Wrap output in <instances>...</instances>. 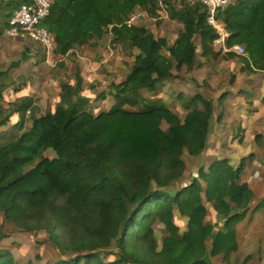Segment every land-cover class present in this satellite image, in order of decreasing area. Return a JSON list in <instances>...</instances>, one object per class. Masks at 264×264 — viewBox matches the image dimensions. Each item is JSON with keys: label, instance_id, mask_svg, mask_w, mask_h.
<instances>
[{"label": "trees", "instance_id": "obj_1", "mask_svg": "<svg viewBox=\"0 0 264 264\" xmlns=\"http://www.w3.org/2000/svg\"><path fill=\"white\" fill-rule=\"evenodd\" d=\"M29 1L0 0V34L14 9ZM165 1L168 17L182 23L171 45L144 25L123 24L136 10L155 14L157 0H52L42 22L55 35L56 54L94 45L112 25L110 42L130 50L132 58L128 73L93 99L82 94L76 64L73 82L61 84L54 110L31 116L26 129L21 120L14 135L0 137V213L19 231L43 232L58 251L53 264H211L208 255L238 250L236 227L253 200L242 178L245 165L218 157L190 181L182 178V155L198 156L206 148L213 101L199 93L182 98L186 113L180 118L163 102L143 103L141 94L179 77L182 66L188 71L237 55L214 50L215 33L200 3L176 7ZM217 18L228 31L227 45L244 47L245 54L237 56L243 69L264 71V0H231ZM226 95L219 94L221 106ZM107 96L112 106L93 112L91 101ZM30 104L14 103L4 116L0 111V127ZM209 206L220 223L206 220ZM262 206L264 197L254 210ZM176 213L186 219L182 232ZM0 264L33 261L20 262L0 248Z\"/></svg>", "mask_w": 264, "mask_h": 264}, {"label": "crops", "instance_id": "obj_2", "mask_svg": "<svg viewBox=\"0 0 264 264\" xmlns=\"http://www.w3.org/2000/svg\"><path fill=\"white\" fill-rule=\"evenodd\" d=\"M144 13L145 14L141 16L137 25L146 26L156 38H164L166 39L167 44L171 45L177 37L179 31L182 29V23L170 17L156 19L155 14L149 15L145 11ZM108 34L109 39L107 42H104L103 35V37L94 45L75 47L64 55L55 53V65L51 66L48 64V66L51 67V73H48L46 76H38L35 72H28L30 82L27 84L25 91H20L16 90V88L13 87V84L17 82V80H21L20 78H22L24 74L21 69L23 65L12 68L6 72L5 64L9 63L11 59L15 57L16 52L21 56V43L22 40L26 39L21 37H8L4 34V32H2V34H0V71H4V73L0 75V111H3L4 113H2L1 116L5 115V110L11 106L10 104L13 105L14 103H19L22 100H31V104L25 113H13L10 118L14 114L17 115L14 121L11 124L8 121L9 124L7 123L6 125L1 126L0 131L5 130L4 127L6 128L7 126H12L13 130L17 132L19 128L18 124L21 120L22 128H28L31 124V116H40L45 113L40 112L43 100H45L44 107H46L47 103V107L53 106L50 111L54 110L57 104L61 101V84L73 82L72 72L74 71L76 64L81 69V76L83 78L82 94L85 96H95L97 92L93 93L94 90H108L112 83L119 82L130 70L132 58H129L127 57L128 55H126L128 53L130 54V50L123 51V46L118 44L117 54L121 52L116 57L118 61H115L113 66L106 65L105 63L109 60L106 59V56L107 46L110 43V32ZM199 38L200 37L197 35L194 39L198 52L200 51ZM165 51L166 50H163V53ZM39 57L41 62H45V55L43 51H41ZM32 58L34 60L33 56ZM27 59L28 57L26 56L25 61ZM198 59L203 61V58L199 55ZM216 63L217 62L215 60H206L202 66L205 68L210 66V71H215L213 69L214 67L225 69L228 72H231L232 75H235L237 72L233 85H229L226 91L229 92L230 96L233 92H240L241 90L237 99L241 103L240 106L241 111L243 112L242 116L244 117V120L241 124L239 123L236 128L228 131H224V129H222V127L225 126L224 123L220 124L219 133L221 134H218L217 132L214 136L211 132V119V128L208 134L206 148L203 152L198 156H191L186 152L182 155L186 165L182 178L183 181H190L194 176H196L200 166L206 168L212 160L218 157L228 158L235 166L241 163L245 165L242 178L248 182L253 192V200L247 215L236 227L238 250L231 252L226 256H209L208 259L211 264H234L239 257L238 255L241 252H245L244 254L246 255H252V258L247 262V264H259L260 259L258 255H261V261H263L264 264V206L254 210L256 204L264 197V138L259 135L260 125L262 124L261 116L264 114V71L251 73L248 70L243 69L242 62L238 57L236 58V56L230 58L222 57L221 61L218 62V65H216ZM27 67H31L30 63ZM62 68L65 69L66 73L67 71L71 72L70 75H72L66 78L63 75L65 72L60 71ZM183 69L187 71L186 67L182 66L179 71L180 78L176 77L166 80L155 90L147 92L150 94L152 92H159L160 95L158 98H162L160 100L163 101L167 98L166 91H164L166 87L173 85L178 88L182 80L186 78V75L190 76L189 78L196 79L194 74L200 70V68L195 67L188 71V74H185ZM206 73L209 72L206 71ZM37 80H42L40 83L43 85H52L54 90L53 95H50V90L44 89L43 86L41 88V96L43 99H36L39 98V95L33 96V92H36V90H34V87L31 85L35 84ZM197 80L199 81V79ZM100 81H103V87L100 85ZM185 86L186 88H190L191 84L186 82ZM185 86L182 88L185 89ZM182 88L179 90L182 95L179 97L181 98L179 101L180 104L174 103L175 108L168 105L179 115L180 118H183L186 113V109L181 106L182 98L189 99L195 93H199L204 96L203 93L197 91L190 95V97H185L186 92L182 91ZM9 92H11L13 99L8 100L6 103V95L9 94ZM88 92L90 94H88ZM206 98L209 97L207 96ZM36 100L39 104L36 103ZM47 100H49V103ZM95 102H99L100 106L98 109L94 110L95 113L101 110H107L112 106V100L108 96L103 100H97ZM143 103L149 104L151 101L144 99ZM180 107L185 111L183 115H180L176 111L179 110ZM213 129H217V127H214ZM227 134L229 135L227 136ZM252 167H256L258 170L253 169L254 171L252 172ZM186 173L187 175H185ZM174 220L179 225L180 232L187 228L186 219L178 213L175 214ZM206 220L210 223H220L216 219V214L211 206H209ZM161 234L162 230L159 229L157 235Z\"/></svg>", "mask_w": 264, "mask_h": 264}, {"label": "rangeland", "instance_id": "obj_3", "mask_svg": "<svg viewBox=\"0 0 264 264\" xmlns=\"http://www.w3.org/2000/svg\"><path fill=\"white\" fill-rule=\"evenodd\" d=\"M170 3H171V0H170ZM183 5H194V3L193 4L184 3ZM108 33L109 31L107 30L104 33V42H107V40L109 39ZM21 48H22L21 56L16 52L15 57L11 59L9 63L5 64V71L8 72L12 68H16L20 65H23L21 69L24 74L22 78H20L21 80H17V82L13 84V87L16 88V90L25 91V89L27 88V84L30 82L29 81L30 76L28 75V72L32 71V72H35L38 76H41V75L46 76L48 73H51V67L48 66L47 63L40 61L39 56H40L41 51L43 50L36 42H33L29 39L22 40ZM122 49L123 51H125L124 47H122ZM164 53L166 55L168 54V52L166 51ZM119 54L109 59L105 64L108 66H113L115 64V61H118L116 57ZM25 55L28 57L26 61L25 59H23V56ZM126 55H128L127 57L130 58L129 53ZM32 56L34 57V60ZM221 59L222 58L215 60L217 62L216 65H218V62H220ZM13 63H16V64L13 66ZM29 63L31 67H27ZM198 68H200V70L196 74H194L196 79L189 78L190 76L186 75V78L184 77L185 79L182 80L178 88L174 87L173 85L170 87L169 86L166 87L164 91H166L167 98L163 101L160 100L162 98L160 99L158 98L160 95L159 92H155V93L152 92L150 94L149 92H147V90H143L141 91V94L144 97V99L150 100L151 103H156V102L161 101L164 104L171 105L172 108H175L174 103L178 104L179 101L181 100V98L179 97L182 96L179 90L182 87L184 88L185 83L188 82L189 84H191L190 88H186V86H185V89L182 88V91L186 92L185 97H190V95L198 91V92L203 93L204 96L206 97L208 96L213 101L215 109H214V115L212 118V129H211L212 135L215 136L217 132L218 134H221L219 133L220 131L219 125L223 123L225 125L222 127L224 131H228L230 129L236 128L237 125L239 123L241 124L244 120V117L242 116L243 112L241 111V106H240L241 103L237 99L238 98L237 96L241 92V90L240 92H233L232 95L230 94L229 96V92L226 91V89H228L229 85H233V81H235V75L237 74V72L235 73V75H232L231 72H228L225 69L214 67L213 69L215 71H210L211 69L210 66L207 68L203 66H198ZM60 71L65 72L63 75L66 78H68V76H71L73 74L72 72V74L70 75L71 72L69 71H67L66 73L65 69L63 68L60 69ZM188 71L184 70V73L188 74ZM206 71H208L209 73H206ZM178 76L180 78V75ZM197 79H199V81ZM40 81L42 80H37L36 83L32 84L31 86H33L34 90H36V92H33V96L39 95V98H36V99L42 100L43 97L41 96V88L43 86H44V89L50 90V95H53L54 90H53L52 85H47V84L43 85L42 83H40ZM102 82L103 81L99 82L101 83L100 84L101 86H102ZM100 91H107V89L94 90L93 93H96V92L98 93ZM223 91L227 92V95L223 101L224 106H221L219 104L218 97H219V94ZM88 94L90 93L88 92ZM93 97L94 96L90 98L93 99ZM12 99L13 98L11 96V92H9V94L6 95V103L8 102V100H12ZM47 101L49 103V100ZM36 103L39 104L37 100H36ZM44 103H45V100H43V104H41L42 107H41L40 112L50 111L53 106L47 107V103H46V107H44L45 105ZM90 107L94 112V110L100 107L99 102H95V100L91 101ZM176 111L180 115H183V113L185 112L184 109L181 107L179 110H176ZM16 116L17 115L14 114L10 118L9 120L10 124L14 121ZM261 120H262V124L260 125L259 135H261L262 138H264V114L261 116ZM165 126L166 125L163 123V127ZM214 127H217V129H213ZM4 129L5 130L0 131L1 139L9 138L10 136L16 133L15 130H13L12 126H7L6 128L4 127ZM228 135L229 134H227V136ZM253 169H256V167H252V172L254 171ZM185 175H187V173ZM0 233H3V236L0 237V248H3L9 251L20 262L24 263L28 260H32L33 264H53L57 260L58 251L52 246L50 242L46 240V235L43 232H39L37 235H34V234L26 233L23 231H19L16 228L9 225L8 223H6L1 213H0ZM244 253L245 252H241L238 255L239 256L238 259L240 260L243 259L246 256V254ZM217 255H222V254H217ZM209 256H214V255H208V257ZM258 256L260 259L259 264H263V261H261V255H258Z\"/></svg>", "mask_w": 264, "mask_h": 264}, {"label": "built area", "instance_id": "obj_4", "mask_svg": "<svg viewBox=\"0 0 264 264\" xmlns=\"http://www.w3.org/2000/svg\"><path fill=\"white\" fill-rule=\"evenodd\" d=\"M230 1L231 0H171V3L176 7H180L184 3H200L205 9L206 22L212 27L215 33L212 42L214 50L219 51L221 54L233 53L237 56L244 55L245 50L242 45H227L228 31L224 23L217 18L218 10L229 4ZM51 4L52 0H30L29 2L20 4L9 17L4 34L8 37H21L36 42L43 50L45 62L54 66L56 63L55 35L42 25L43 20L49 14ZM169 7L168 2L165 0H157L155 18H168ZM144 14V11L136 10L124 20L123 24L127 27L136 25ZM116 25L120 26V24ZM111 27L112 25H109L107 28L109 32ZM117 49L118 44L110 42L107 46L106 59H111L117 55Z\"/></svg>", "mask_w": 264, "mask_h": 264}]
</instances>
